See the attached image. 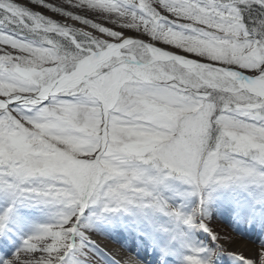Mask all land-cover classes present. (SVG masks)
<instances>
[{
    "label": "snow or ice",
    "instance_id": "obj_1",
    "mask_svg": "<svg viewBox=\"0 0 264 264\" xmlns=\"http://www.w3.org/2000/svg\"><path fill=\"white\" fill-rule=\"evenodd\" d=\"M29 2L100 35L0 0V264H264V0Z\"/></svg>",
    "mask_w": 264,
    "mask_h": 264
},
{
    "label": "bare ground",
    "instance_id": "obj_2",
    "mask_svg": "<svg viewBox=\"0 0 264 264\" xmlns=\"http://www.w3.org/2000/svg\"><path fill=\"white\" fill-rule=\"evenodd\" d=\"M231 227L235 230L236 237L232 241L230 249L251 257L255 250L252 241L258 240L257 236L250 232L239 231L234 226ZM89 239L101 254L91 257V264H136L134 249H126L117 239L97 233L90 234Z\"/></svg>",
    "mask_w": 264,
    "mask_h": 264
},
{
    "label": "rangeland",
    "instance_id": "obj_3",
    "mask_svg": "<svg viewBox=\"0 0 264 264\" xmlns=\"http://www.w3.org/2000/svg\"><path fill=\"white\" fill-rule=\"evenodd\" d=\"M50 1L51 2H47L45 0L46 3H53L55 5H57V4L60 5V4H62L64 2V0H50ZM20 2L22 4H24L25 6L31 7V9L33 11H39V12H41V14L47 15V16H49V18L57 19L61 23L67 22L68 24H70L73 27H85V30L91 31L94 35H100L95 30H93L91 28H88L86 26L80 25L79 22H74V21H71V20H65L63 18H60L59 14L51 13L50 10L42 9L39 6L31 5L29 0H20ZM66 8H67V6H66ZM78 14H80V13H78ZM86 18L93 19L94 22L101 23L104 26L112 27L114 30H119L116 26L111 25L109 21L104 20L101 17L94 16V15H89ZM128 34L129 35H137V34H134V33H131V32H129ZM143 38H145L146 40H150L149 38H146V37H143ZM155 43L158 44V45L170 47L171 49H173V50H175V51H177V52H179L181 54H184L187 57L196 58L194 55L183 53L181 50L176 49L173 46L163 45L162 43H159V42H155ZM210 227H212L217 232V234L221 238V241L224 243L225 247L228 248L229 250H231L230 249L231 248V243L236 237L235 230L232 227H230L229 224L223 218H217V219L213 220L212 223L210 224ZM252 242L254 244L255 250L258 251V249H259V241L258 240H253ZM229 264H230V262H229Z\"/></svg>",
    "mask_w": 264,
    "mask_h": 264
},
{
    "label": "water",
    "instance_id": "obj_4",
    "mask_svg": "<svg viewBox=\"0 0 264 264\" xmlns=\"http://www.w3.org/2000/svg\"><path fill=\"white\" fill-rule=\"evenodd\" d=\"M138 38H142L141 36H138ZM146 42H151V41H147L146 40ZM155 46H157V47H161V48H165V47H162V46H160V45H157V44H155ZM167 50H169L170 52H172V50L171 49H167ZM173 53V52H172Z\"/></svg>",
    "mask_w": 264,
    "mask_h": 264
},
{
    "label": "trees",
    "instance_id": "obj_5",
    "mask_svg": "<svg viewBox=\"0 0 264 264\" xmlns=\"http://www.w3.org/2000/svg\"><path fill=\"white\" fill-rule=\"evenodd\" d=\"M47 2H51L50 0H46ZM59 4H57V6H58Z\"/></svg>",
    "mask_w": 264,
    "mask_h": 264
}]
</instances>
